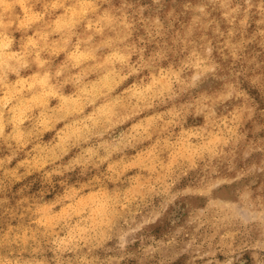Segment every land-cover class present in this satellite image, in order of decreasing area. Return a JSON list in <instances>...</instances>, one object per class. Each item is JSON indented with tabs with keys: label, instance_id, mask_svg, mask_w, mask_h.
<instances>
[{
	"label": "rangeland",
	"instance_id": "374dc122",
	"mask_svg": "<svg viewBox=\"0 0 264 264\" xmlns=\"http://www.w3.org/2000/svg\"><path fill=\"white\" fill-rule=\"evenodd\" d=\"M12 11L0 264H264V0Z\"/></svg>",
	"mask_w": 264,
	"mask_h": 264
},
{
	"label": "clouds",
	"instance_id": "9594fccd",
	"mask_svg": "<svg viewBox=\"0 0 264 264\" xmlns=\"http://www.w3.org/2000/svg\"><path fill=\"white\" fill-rule=\"evenodd\" d=\"M27 0H0V7H3L4 14H0V25L4 27H8V24H4V16L5 15H11L14 19L19 18L17 13L15 11H12L11 13L8 12L10 8L14 9L16 7H20L21 9L25 8ZM23 26V24H22ZM26 66V65H25Z\"/></svg>",
	"mask_w": 264,
	"mask_h": 264
},
{
	"label": "bare ground",
	"instance_id": "6f19581e",
	"mask_svg": "<svg viewBox=\"0 0 264 264\" xmlns=\"http://www.w3.org/2000/svg\"><path fill=\"white\" fill-rule=\"evenodd\" d=\"M67 22H68V21H67ZM2 54H3V53H2ZM3 55H4V54H3ZM4 60H5V59H4ZM98 65H99V64H98ZM17 68H18V67H17ZM15 74H16V73H15ZM78 77H79V76H78ZM74 78H75V77H74ZM74 80H75V79H74ZM153 85H154V84H153ZM153 85H152V86H153ZM154 86H155V85H154ZM19 90H20V89H19ZM20 114H21V113H20ZM16 118H17V117H16ZM18 136H19V135H18Z\"/></svg>",
	"mask_w": 264,
	"mask_h": 264
}]
</instances>
